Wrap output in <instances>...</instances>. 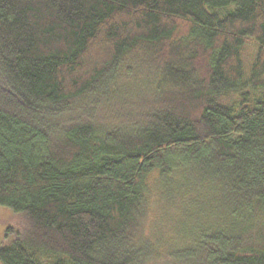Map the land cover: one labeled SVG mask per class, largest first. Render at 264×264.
Returning a JSON list of instances; mask_svg holds the SVG:
<instances>
[{"label": "trees", "instance_id": "obj_1", "mask_svg": "<svg viewBox=\"0 0 264 264\" xmlns=\"http://www.w3.org/2000/svg\"><path fill=\"white\" fill-rule=\"evenodd\" d=\"M0 224V264H264V0H0Z\"/></svg>", "mask_w": 264, "mask_h": 264}, {"label": "rangeland", "instance_id": "obj_2", "mask_svg": "<svg viewBox=\"0 0 264 264\" xmlns=\"http://www.w3.org/2000/svg\"><path fill=\"white\" fill-rule=\"evenodd\" d=\"M254 51H255V45H254V43L251 40H249L245 44V48H244V55L247 58L246 60L250 59V56L254 53ZM245 62H247V61H245ZM248 63H249V61L246 63V67L248 66ZM1 226L2 225L0 224V227Z\"/></svg>", "mask_w": 264, "mask_h": 264}]
</instances>
